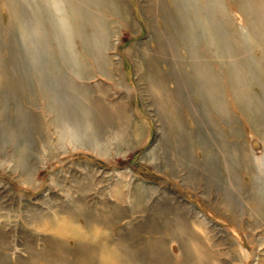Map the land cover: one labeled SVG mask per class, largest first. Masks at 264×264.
Instances as JSON below:
<instances>
[{"label":"rangeland","instance_id":"obj_1","mask_svg":"<svg viewBox=\"0 0 264 264\" xmlns=\"http://www.w3.org/2000/svg\"><path fill=\"white\" fill-rule=\"evenodd\" d=\"M107 250L264 264V0H0V264Z\"/></svg>","mask_w":264,"mask_h":264},{"label":"bare ground","instance_id":"obj_2","mask_svg":"<svg viewBox=\"0 0 264 264\" xmlns=\"http://www.w3.org/2000/svg\"><path fill=\"white\" fill-rule=\"evenodd\" d=\"M63 230H65V229H62V232H63ZM77 233H80V230L77 231ZM102 260H103V262H105V264H116V253L114 251H111V250L104 251L103 255H102Z\"/></svg>","mask_w":264,"mask_h":264}]
</instances>
